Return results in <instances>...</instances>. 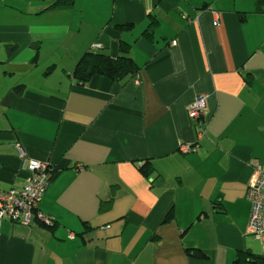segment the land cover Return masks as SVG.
Here are the masks:
<instances>
[{
  "label": "crops",
  "instance_id": "obj_1",
  "mask_svg": "<svg viewBox=\"0 0 264 264\" xmlns=\"http://www.w3.org/2000/svg\"><path fill=\"white\" fill-rule=\"evenodd\" d=\"M54 1L0 0L1 188L22 189L32 161L54 170L30 223L0 222V264L264 257L246 197L264 167V0ZM121 43L136 76L73 78L83 55L117 58Z\"/></svg>",
  "mask_w": 264,
  "mask_h": 264
},
{
  "label": "built area",
  "instance_id": "obj_2",
  "mask_svg": "<svg viewBox=\"0 0 264 264\" xmlns=\"http://www.w3.org/2000/svg\"><path fill=\"white\" fill-rule=\"evenodd\" d=\"M219 24V22H216ZM206 96H199L190 106L189 114L192 119L199 120L206 107ZM183 154L191 152L190 146L180 148ZM28 169L31 177L22 189L12 188L4 191L0 183V222L11 219L14 222L30 223L38 204L52 183V168L47 163L32 161ZM257 176L254 183L247 189V200L251 204V213L247 233L260 243L264 252V167L257 166ZM38 218L51 225L52 220H46L39 215Z\"/></svg>",
  "mask_w": 264,
  "mask_h": 264
},
{
  "label": "trees",
  "instance_id": "obj_3",
  "mask_svg": "<svg viewBox=\"0 0 264 264\" xmlns=\"http://www.w3.org/2000/svg\"><path fill=\"white\" fill-rule=\"evenodd\" d=\"M77 0H55L48 11H58V10H68L74 7ZM152 27V24H151ZM121 30L131 31L133 26H121ZM147 40L153 39V31H145L143 35ZM131 47L125 43H121L120 53L121 55L117 58H112L104 53L101 49L96 50L94 52H88L79 60L77 63L73 78L82 85L88 84L94 77L102 76L111 80L113 83H121L128 77H133L138 74L140 71L139 66L136 64L135 60L131 57ZM54 67L50 68L52 71ZM24 89L23 86H18L17 91L22 92ZM53 169V167L51 166ZM52 170V176L53 172ZM142 172L145 177H150L153 174V169L151 165L148 163L144 164L142 167ZM12 189V188H11ZM3 190V189H2ZM8 191V190H4ZM111 208V203H102L101 211H108ZM38 211V210H37ZM34 215H36V212ZM33 215V216H34ZM34 218V217H33ZM7 219V218H6ZM14 222V221H13ZM43 224L48 225L43 222ZM51 225L54 228V224L51 221ZM50 225V226H51ZM49 226V225H48ZM193 257L198 259H205L206 255L199 250H188ZM234 264H264V257H258L249 253H239L237 255V259Z\"/></svg>",
  "mask_w": 264,
  "mask_h": 264
},
{
  "label": "rangeland",
  "instance_id": "obj_4",
  "mask_svg": "<svg viewBox=\"0 0 264 264\" xmlns=\"http://www.w3.org/2000/svg\"><path fill=\"white\" fill-rule=\"evenodd\" d=\"M205 111H206V107H205L204 110H203V114H202L201 118L204 117ZM201 118H200L199 120H197V121H200ZM190 147H191V151H192V150H193V147H192V146H190Z\"/></svg>",
  "mask_w": 264,
  "mask_h": 264
},
{
  "label": "bare ground",
  "instance_id": "obj_5",
  "mask_svg": "<svg viewBox=\"0 0 264 264\" xmlns=\"http://www.w3.org/2000/svg\"><path fill=\"white\" fill-rule=\"evenodd\" d=\"M205 105L207 106V96H206V103H205Z\"/></svg>",
  "mask_w": 264,
  "mask_h": 264
}]
</instances>
